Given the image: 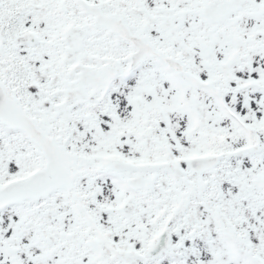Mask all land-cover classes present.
<instances>
[{
  "label": "snow or ice",
  "instance_id": "6c2138e0",
  "mask_svg": "<svg viewBox=\"0 0 264 264\" xmlns=\"http://www.w3.org/2000/svg\"><path fill=\"white\" fill-rule=\"evenodd\" d=\"M0 264H264V0H0Z\"/></svg>",
  "mask_w": 264,
  "mask_h": 264
}]
</instances>
